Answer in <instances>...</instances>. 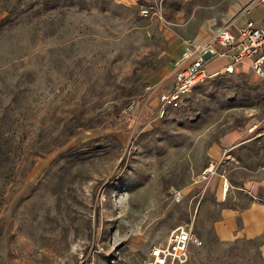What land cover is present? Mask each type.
Listing matches in <instances>:
<instances>
[{
  "label": "rangeland",
  "instance_id": "374dc122",
  "mask_svg": "<svg viewBox=\"0 0 264 264\" xmlns=\"http://www.w3.org/2000/svg\"><path fill=\"white\" fill-rule=\"evenodd\" d=\"M134 1L0 0V264H142L181 227L184 264H264V234L213 228L264 194V79L222 73L162 115L145 89L179 61L163 28L237 0Z\"/></svg>",
  "mask_w": 264,
  "mask_h": 264
},
{
  "label": "built area",
  "instance_id": "2783aa9c",
  "mask_svg": "<svg viewBox=\"0 0 264 264\" xmlns=\"http://www.w3.org/2000/svg\"><path fill=\"white\" fill-rule=\"evenodd\" d=\"M251 8H259L261 20L246 18L232 29L225 23L201 42L187 44L181 58L176 62L170 80L163 79L156 84H147L148 93L156 92L160 115L168 107H176L191 89L211 77L222 73H235L243 64L252 73L264 79V0H248L240 14ZM159 5L139 4L143 16L161 17ZM221 61L220 65L217 62ZM133 103L129 105L132 107ZM201 244V239L190 229L183 227L171 232L165 242H153L142 264H184L192 245Z\"/></svg>",
  "mask_w": 264,
  "mask_h": 264
},
{
  "label": "crops",
  "instance_id": "0c3cea01",
  "mask_svg": "<svg viewBox=\"0 0 264 264\" xmlns=\"http://www.w3.org/2000/svg\"><path fill=\"white\" fill-rule=\"evenodd\" d=\"M137 1V0H135ZM134 1V2H135ZM140 4H149L153 0H139ZM248 0H237L227 4L226 8L219 15H206L201 10L194 9L190 20L183 26L165 27L163 34L167 42V53L173 58V61L181 58L186 41L193 43H201L207 40L214 30L225 23L232 24V29L240 25L243 21L240 16L245 13L240 11ZM221 61L217 62L220 65ZM172 66V64H171ZM245 71L250 72L246 64L239 67V73ZM156 95L153 92L149 98ZM238 134H228L222 138V146H229L233 140L236 139ZM231 147V145H230ZM221 149L217 147L212 148V153L217 155ZM252 186L251 193L255 198V189ZM214 232L217 237L222 241H228L236 238L237 236H244L246 238H258L264 234V194L259 199L250 201L247 205L235 207H223L221 210V217L213 222ZM261 255L264 260V242L260 245Z\"/></svg>",
  "mask_w": 264,
  "mask_h": 264
},
{
  "label": "trees",
  "instance_id": "16d2710c",
  "mask_svg": "<svg viewBox=\"0 0 264 264\" xmlns=\"http://www.w3.org/2000/svg\"><path fill=\"white\" fill-rule=\"evenodd\" d=\"M4 11H6L7 14L0 19V26H2L8 20V17L11 15L9 8H6V10Z\"/></svg>",
  "mask_w": 264,
  "mask_h": 264
},
{
  "label": "bare ground",
  "instance_id": "6f19581e",
  "mask_svg": "<svg viewBox=\"0 0 264 264\" xmlns=\"http://www.w3.org/2000/svg\"><path fill=\"white\" fill-rule=\"evenodd\" d=\"M170 169V168H169ZM226 185H227V183H225V189H226Z\"/></svg>",
  "mask_w": 264,
  "mask_h": 264
}]
</instances>
